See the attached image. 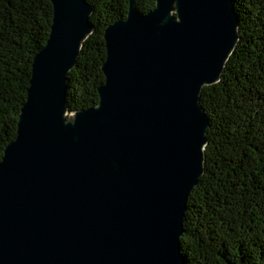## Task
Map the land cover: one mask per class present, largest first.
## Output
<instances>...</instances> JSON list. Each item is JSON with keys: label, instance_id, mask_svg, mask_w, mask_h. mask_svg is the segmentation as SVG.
Masks as SVG:
<instances>
[{"label": "water", "instance_id": "obj_1", "mask_svg": "<svg viewBox=\"0 0 264 264\" xmlns=\"http://www.w3.org/2000/svg\"><path fill=\"white\" fill-rule=\"evenodd\" d=\"M16 138L0 161V264H187L189 195L205 173L204 86L240 39L234 0H156L105 27L99 101L69 73L94 32L88 0H51Z\"/></svg>", "mask_w": 264, "mask_h": 264}, {"label": "trees", "instance_id": "obj_2", "mask_svg": "<svg viewBox=\"0 0 264 264\" xmlns=\"http://www.w3.org/2000/svg\"><path fill=\"white\" fill-rule=\"evenodd\" d=\"M94 32L69 73L72 109L99 101L105 27L129 0H88ZM142 12L156 0H137ZM240 39L220 82L204 86L210 117L205 173L189 195L182 253L187 264H264V0H234ZM51 0H0V161L17 135L35 54L53 22Z\"/></svg>", "mask_w": 264, "mask_h": 264}]
</instances>
